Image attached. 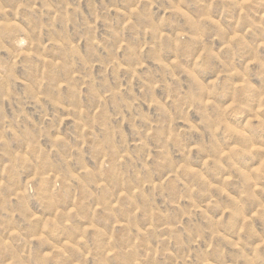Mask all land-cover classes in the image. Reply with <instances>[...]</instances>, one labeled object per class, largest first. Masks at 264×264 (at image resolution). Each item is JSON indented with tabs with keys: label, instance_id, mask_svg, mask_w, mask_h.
Here are the masks:
<instances>
[{
	"label": "rangeland",
	"instance_id": "obj_1",
	"mask_svg": "<svg viewBox=\"0 0 264 264\" xmlns=\"http://www.w3.org/2000/svg\"><path fill=\"white\" fill-rule=\"evenodd\" d=\"M0 264H264V0H0Z\"/></svg>",
	"mask_w": 264,
	"mask_h": 264
},
{
	"label": "clouds",
	"instance_id": "obj_2",
	"mask_svg": "<svg viewBox=\"0 0 264 264\" xmlns=\"http://www.w3.org/2000/svg\"><path fill=\"white\" fill-rule=\"evenodd\" d=\"M229 107H231V105H229Z\"/></svg>",
	"mask_w": 264,
	"mask_h": 264
}]
</instances>
